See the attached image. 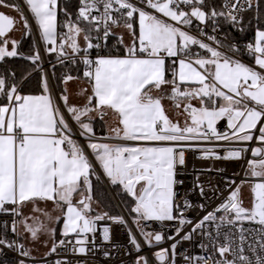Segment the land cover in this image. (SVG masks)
I'll return each instance as SVG.
<instances>
[{
  "label": "snow or ice",
  "instance_id": "snow-or-ice-1",
  "mask_svg": "<svg viewBox=\"0 0 264 264\" xmlns=\"http://www.w3.org/2000/svg\"><path fill=\"white\" fill-rule=\"evenodd\" d=\"M23 4L45 53H57L59 63L74 64L77 59L83 63L91 95L82 106L69 103L66 91L54 97L46 73L37 82L38 94H22L15 73L11 80L0 75V213L21 217L12 220L13 234L18 235L17 226L23 225L33 241L45 233L50 238L55 235L56 229L49 228L39 215H23L24 206L31 204L34 213H42L49 221H63V238L53 241V254L71 246L73 253L86 256L92 250L89 234L94 236L97 222L108 219L126 229L128 244L136 253L132 264H176L178 246L190 241L197 230H205L203 234L221 259L185 255L186 264H236L237 260L251 264L239 253L227 259L226 254L233 252L231 240L226 235L227 242L217 245L206 226L215 223L219 236L222 225L257 224L264 248V27L260 26L264 24V0H79L74 18L63 9L66 19L62 25L57 21L58 0H23ZM0 5L19 13L25 39L33 36L32 24L18 5L5 0ZM246 14L251 17L247 22ZM253 21L254 40L243 49L226 35L221 39L205 31L210 27L218 33L227 24L245 32ZM16 25V18L0 12V62L22 57L42 72L35 39L30 54L25 55L19 51L20 41L10 38ZM194 25L196 34L191 32ZM58 26L66 31L58 32ZM121 26L132 37L128 44L112 31ZM81 34L84 47L78 42ZM113 36L123 45V55L97 53L95 59L90 58L89 50L101 48L94 39L107 42ZM243 54L253 64L243 62ZM76 78L67 74L63 83ZM153 90L161 95H153ZM165 95L185 116L183 125L166 113ZM106 110L117 114L119 127L98 136L94 121H103ZM220 121H226L224 131L218 130ZM257 141L259 146L250 147ZM189 151L200 153L198 159L244 160L248 179L242 183L250 184L251 207L243 206L241 186L231 188L235 183L231 181L225 201L193 224L184 215L193 205L187 199L179 203V188L184 183L180 177L188 166ZM249 152L251 158H246ZM101 181L112 186L116 195L130 198L126 211L132 227L123 216L93 208L98 202L94 186ZM197 187L204 195L203 187ZM77 194L80 199L74 203ZM40 202H51L62 216L52 217L39 207ZM199 207L204 210L203 204ZM217 212L223 215L218 217ZM149 222H176L175 234L149 230ZM188 225L191 230L181 236ZM239 231L243 242L245 229L241 226ZM102 239L111 240L109 227L103 228ZM166 241L172 243L162 247ZM145 247L148 253L141 254ZM200 247L206 250L208 245L201 243ZM5 248L20 257L30 256L17 239L0 233V254ZM17 264L25 260L18 259ZM54 264L69 262L58 259ZM256 264H264V256H258Z\"/></svg>",
  "mask_w": 264,
  "mask_h": 264
},
{
  "label": "built area",
  "instance_id": "built-area-1",
  "mask_svg": "<svg viewBox=\"0 0 264 264\" xmlns=\"http://www.w3.org/2000/svg\"><path fill=\"white\" fill-rule=\"evenodd\" d=\"M205 31L209 35H217L218 38L223 39L224 35L220 29L218 33H213L212 29L206 28ZM192 34H196L195 25L191 29ZM102 35V33H101ZM59 42V41H58ZM209 42L210 41H206ZM93 43H100L101 48L96 49L97 52L94 54L92 50H89L90 58H96L97 53L100 55H105L104 53V44L103 40L94 39ZM243 49L244 45H239ZM83 55V53H81ZM45 56V53H44ZM42 57V65L45 73L47 74L49 84L53 87V95L56 96V85L54 82L53 74L51 71L52 63L48 62L46 56L45 59ZM243 62L247 64H253V61L248 60L245 56L241 55L240 57ZM79 59H77L78 61ZM58 61V60H57ZM76 61V63H77ZM74 63V64H76ZM218 130L224 131L226 129V121L221 122L218 126ZM101 136V135H98ZM105 136V135H104ZM81 142V141H80ZM84 142V141H83ZM81 142V143H83ZM211 146V145H206ZM259 146V142H251L250 147ZM201 154L191 151L186 153L188 166L182 172L181 179L184 181L183 185L180 186L179 192L181 199L179 203H183V199H187L191 202L193 207L185 209L184 215L190 218L193 221V224L199 221L204 215L209 211H214L221 203L225 201L230 193L229 182L235 181L231 185V188L236 186H241L243 181H246L248 178L245 177V161H225V160H215V159H198L197 157ZM221 155H223V150H221ZM246 158H251V153L246 154ZM197 185H200L204 189V195H201ZM110 186V185H109ZM108 192L117 208V215L123 216L127 221L129 227L131 225V219L126 211V208L122 204L119 197L116 195L112 186L108 189ZM204 205V210L200 209V205ZM246 207V206H244ZM248 208V207H246ZM216 215L219 217L223 215V212H217ZM19 220V217H12L10 214L0 213V233H6L8 239H17L20 243L19 235V225L18 235L13 234L11 231L12 220ZM176 222H168L167 224H160L158 222L152 223L149 222V230L163 231L168 235L175 234V228L173 225ZM216 223H219L217 221ZM243 227L245 231L243 232L244 240H240V227ZM109 227L111 240L105 242L102 239L103 228ZM191 225L185 226L184 231L180 235L191 230ZM260 226L250 222H243L241 225L239 222L237 225H222L219 230V236L216 235L217 229L215 223L209 222L206 226V231L211 233L215 238V243L217 245L226 243L225 236L231 240L233 252L226 254L227 259H235L236 253L242 254L249 258L251 264H256V258L258 256H264V248L260 247L261 243V233L257 231ZM133 231L136 229L133 227ZM205 230H197L192 233V239L190 241L182 242L177 248V257L176 264H186L184 259L185 255L190 256H213L215 259H221L218 252H215L212 247V243L209 242L207 236L203 234ZM71 238V237H70ZM138 239H141L137 236ZM90 243L89 248L92 249L88 252L86 256H81L73 253L69 249L65 250L64 248H58L56 253H50L38 257H20L18 252H13L7 248L4 249V253L0 254V264H17L18 259H24L25 264H54L55 260H67L69 264H132L133 259L136 256L135 251L132 249V246L128 244V236L124 226L113 223L111 220L104 219L97 222V231L95 235L89 234L88 237ZM179 240V237H176ZM94 240V244L92 241ZM172 241H166L162 247H168ZM208 245V248L202 249L200 244ZM243 248V252L240 253V249ZM109 252L110 255L105 257L104 253ZM130 252V254H129ZM148 253V249L145 247L141 254ZM149 259L152 257L149 254ZM211 264V261L209 262ZM236 264H241L240 261H236Z\"/></svg>",
  "mask_w": 264,
  "mask_h": 264
},
{
  "label": "trees",
  "instance_id": "trees-1",
  "mask_svg": "<svg viewBox=\"0 0 264 264\" xmlns=\"http://www.w3.org/2000/svg\"><path fill=\"white\" fill-rule=\"evenodd\" d=\"M219 2V0H218ZM6 4H16L19 6L16 0H5ZM67 8V11L72 14L73 18L75 17V14L79 8V0H58V25H62L65 21L66 17L64 14L63 9ZM251 17L246 14L245 21L247 22ZM259 18V17H258ZM83 26V25H82ZM261 27H264V24L260 25ZM255 21H253L252 25L246 29L245 32H237L234 29H232L229 25L225 24L221 27V31L225 37L227 36V39L233 42L238 43V45H245L248 42H252L254 40V32H255ZM66 31V29L58 26V32ZM83 35V34H82ZM92 35L95 37L97 34L95 32L92 33ZM34 35L30 38H24V32L19 39L20 46L19 51L24 53L25 55L30 54V49L32 47ZM94 42V40L92 41ZM114 36L110 37L107 42L104 44V53L105 54H116L120 52V45L115 44ZM92 52L95 54L97 52L96 49H91ZM248 60L253 61L247 54H243ZM46 57L49 62L54 61V57L51 54L46 53ZM92 59H95L94 57ZM40 67L42 68V72L38 70H34L31 63L22 57H16V58H6L4 62H0V75L8 76L11 80V74L15 73V82L20 86L21 93L22 94H38L37 89V82L40 79V76L45 73L42 65V61L40 63ZM85 70V66L83 65L80 60L77 61L76 64H70L67 61L64 63H59L58 61H55L51 65V71L53 74L54 82L57 87V90L59 94L61 92H64V83L63 79L67 74L72 75L73 77L85 79L88 81L86 77H84L83 72ZM95 131L97 135H105L104 130L101 128V126L98 127V124L95 125ZM115 191V190H114ZM93 196L96 201L102 206L106 207L105 205H112V210H108L107 208L104 210L107 212L110 216H112V213L115 211L118 213L117 208L106 188L103 181L99 182L98 184H95L94 190H93ZM118 196V195H117ZM121 200L122 204L125 207L124 201L121 196H118ZM126 208V207H125Z\"/></svg>",
  "mask_w": 264,
  "mask_h": 264
},
{
  "label": "crops",
  "instance_id": "crops-1",
  "mask_svg": "<svg viewBox=\"0 0 264 264\" xmlns=\"http://www.w3.org/2000/svg\"><path fill=\"white\" fill-rule=\"evenodd\" d=\"M0 12H3L5 14L11 16V17L16 18L17 25H16L15 29L9 34V36L11 39H15V40L19 41V39L21 38V36L24 32L23 25H22V23L19 22L20 21L19 13L16 10H14L10 7H5L3 5H0ZM57 21H58V10H57ZM57 31H58V29H57ZM112 31L117 36L123 37L124 44H128L131 42L132 37L129 34L128 30L125 29L124 27H122V26L121 27H114L112 29ZM114 39L116 42L114 44V47H115V45L117 44L115 36H114ZM78 42L81 45V47H84L86 45V42L84 41L82 34H81L80 38L78 39ZM41 44L43 47V51L45 53V50H44L45 46H44L42 41H41ZM49 47H51V45H49ZM123 54H124V48H123V45H120V52H118L116 54L111 53V54H105V55L115 56V55H123ZM51 55L54 57V61L50 62V63H54L55 61H57V53H51ZM45 56H46V53H45ZM82 90H86V91H82ZM64 91H66V94L69 97V103H71L73 105H77V106H82L83 104L86 103L87 97L89 95H91V85H90L89 81H87L85 79L76 78V79H73L71 81H68L66 84L64 83ZM168 91L170 92V88L168 89ZM152 94L156 95V96L161 95V93L156 91V90H153ZM197 103H199V101ZM163 105H164V108H165L168 116L174 121H177V120L180 121L181 125H183L185 116L180 114V110L177 109L175 107L174 103L170 99L167 98V95H165V99L163 100ZM106 112H107V114L104 116L103 121H101L99 118H97L94 121V127L97 124H98V127L101 126V128L104 130L105 136L109 135L111 133V129L119 127V123H118L119 117L117 116V114H115L111 110H106ZM221 122H223V121H220L218 123V125ZM56 211L59 212L58 210H56ZM19 235H20V238L22 239L21 234H20V227H19ZM26 245H29L28 241L25 242L24 247H26Z\"/></svg>",
  "mask_w": 264,
  "mask_h": 264
},
{
  "label": "rangeland",
  "instance_id": "rangeland-1",
  "mask_svg": "<svg viewBox=\"0 0 264 264\" xmlns=\"http://www.w3.org/2000/svg\"><path fill=\"white\" fill-rule=\"evenodd\" d=\"M197 100H194L192 101V103L196 106L199 105V103L196 102ZM187 103V102H185ZM123 201H124V204H125V207H126V204H130L131 201H130V198L126 197V196H121ZM80 199V195L77 194L74 196V203L76 201H78ZM241 199L244 201V206L246 207H251V204H252V194L250 192V184L244 182L241 184ZM95 200V199H94ZM96 201V200H95ZM106 207H102L98 202H94L93 203V208L96 210V212H99V213H103L105 212L104 210L107 208L108 210H112V205H105ZM32 205L31 204H28L26 206H24V208L22 209L23 211V215L24 216H27V217H31V216H35V215H39L40 216V219L48 224L49 228H54L56 229V232H55V235L53 237H49L47 233L45 234H42L40 235V238L39 240L37 241H33L31 238H30V235L28 233L25 232L24 230V227L23 225H19L20 227V234H21V237L22 239L20 238V243L21 244H25L26 241L29 242V245H26V247H24L25 250H28L30 251V256L32 257H38V256H43L45 254H47L48 252H50V248L52 247V244H53V241H58L59 239H62L63 237L60 235V230L62 228V219L60 220L59 223H57L55 221V219L49 221L42 213H34L32 211ZM39 207L41 209H46L52 217H60L62 216V212L61 210L57 209L54 207V205L49 202L47 204L43 203V202H40L39 203ZM56 210H58L59 212H57ZM113 211V210H112ZM95 214V213H93ZM112 216H118L117 215V212H113L112 213ZM19 219H21V217H19ZM29 223H31V220H29Z\"/></svg>",
  "mask_w": 264,
  "mask_h": 264
},
{
  "label": "water",
  "instance_id": "water-1",
  "mask_svg": "<svg viewBox=\"0 0 264 264\" xmlns=\"http://www.w3.org/2000/svg\"><path fill=\"white\" fill-rule=\"evenodd\" d=\"M16 1L19 4L20 8L24 11L25 15L28 16L29 23L32 24V31H33V35H34L36 44H37V46L40 49L41 55L45 59L43 47H42L41 41L39 39V35H38V31H37L36 25L34 24V21H33L32 17H31V15L28 13L27 8L24 6L23 1L22 0H16ZM55 89H56V96H58L59 95L58 90H57V88H55ZM59 102L62 103V101H59ZM79 139H80L81 142L84 141L83 138H79ZM103 183H104V185L106 186V188L108 190L110 188L109 184H107L106 181H103Z\"/></svg>",
  "mask_w": 264,
  "mask_h": 264
},
{
  "label": "flooded vegetation",
  "instance_id": "flooded-vegetation-1",
  "mask_svg": "<svg viewBox=\"0 0 264 264\" xmlns=\"http://www.w3.org/2000/svg\"><path fill=\"white\" fill-rule=\"evenodd\" d=\"M243 201V200H242ZM243 206H244V201H243Z\"/></svg>",
  "mask_w": 264,
  "mask_h": 264
}]
</instances>
